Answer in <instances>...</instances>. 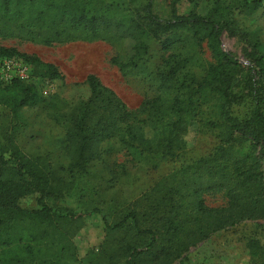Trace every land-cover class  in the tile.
I'll return each instance as SVG.
<instances>
[{
	"label": "trees",
	"instance_id": "trees-1",
	"mask_svg": "<svg viewBox=\"0 0 264 264\" xmlns=\"http://www.w3.org/2000/svg\"><path fill=\"white\" fill-rule=\"evenodd\" d=\"M197 1L173 0L171 19L154 23L157 31L188 29L198 42L206 43L211 61L191 63L192 59L172 53L163 60L165 68H147L139 62L148 47L140 35L131 34L137 41L134 55L128 61L117 56L111 60L124 77L142 74L150 85L156 83V95L139 108L130 109L116 91L90 73L86 78L90 96L80 100L65 120V142L72 159L62 170L72 180L91 175L97 162L106 164L108 156L116 152H125L137 162L152 160L157 167L160 159L180 156L191 125L203 119L210 104L219 103L225 118L221 145L212 154L163 176L114 220L103 208H94L104 221L103 264H167L214 232L264 217V43H256L254 66L245 73L241 61L223 46V32L236 33L233 7L223 0H212L203 15L196 11ZM184 2L191 8L180 11ZM241 6L254 11L264 7V0H241ZM146 8L155 18L150 2ZM112 26L110 18L90 14L82 0H0V36L17 33L20 38L51 45L77 39L83 32L94 39ZM180 41L166 37L162 47L168 51ZM6 56L22 57L41 78L63 81L52 63L0 46V57ZM241 77L243 92L236 86ZM41 97L34 81L0 79V103L10 108L35 106ZM244 100L250 102V110L243 116L235 115L233 107ZM243 141L249 142L248 151L243 159L235 158V152L244 151L237 147ZM4 152L0 167L13 161L17 176L3 178L0 170L2 262L33 264L27 261V255L34 254L33 245L25 246L24 256L15 255L25 235L35 243L47 242L48 249L53 248L59 258L74 257L76 247L70 234L77 215L49 203L63 199L73 182H67L41 156L26 158L14 150L5 159ZM214 191L225 193V206L207 205L204 196ZM29 193H37L41 208L26 209L19 204V199ZM115 234L119 235L116 239ZM247 248V264H264V244L259 238L248 239Z\"/></svg>",
	"mask_w": 264,
	"mask_h": 264
},
{
	"label": "rangeland",
	"instance_id": "rangeland-1",
	"mask_svg": "<svg viewBox=\"0 0 264 264\" xmlns=\"http://www.w3.org/2000/svg\"><path fill=\"white\" fill-rule=\"evenodd\" d=\"M90 14L110 18L113 26L104 29L94 39L86 37L85 32L79 38L67 42H54L51 45L20 38L16 35L0 36V46L14 48L19 52L36 56L44 62L54 64L63 75V81L41 78L33 72V81L41 91V101L35 106L10 108L0 103V160L1 151L4 158H10V152L18 150L26 158L43 157L52 167L64 175L67 182L72 181L70 191L63 199L51 201L50 205L66 212L76 213L73 230L70 234L76 251L74 257H57L48 249L45 241L33 242L27 235L18 243L15 255L24 256V248L31 244L34 254H26L27 261L33 264H103L102 248L105 238L104 221L95 207L103 208L109 218L114 220L122 211L149 191L163 176L179 169L183 164L191 163L200 157H207L221 145V133L225 118L219 103L210 104L203 119L192 124L187 135V145L180 156L160 159L157 167L153 161H133L125 152H116L108 156L107 163L97 162L89 176H71L64 173L72 159L66 147L67 116L80 101L86 100L91 90L86 81L90 73L96 74L101 81L126 102L130 109H137L142 102L156 95V83L150 85L142 74L124 77L112 57L128 61L136 52L137 41L134 35H140L147 45L140 64L147 68H165L163 60L169 54H180L181 58L196 60L207 64L211 56L205 42H198L188 29H171L161 31L154 23L165 22L172 17L173 0H82ZM212 0H198L196 11L208 12ZM233 7L236 18V33L224 31L223 46L242 63L245 73L253 67V54L257 52L256 43H264V7L248 11L241 6V0H223ZM250 1V0H249ZM151 3L153 16L148 13L146 5ZM191 5L184 2L180 11L189 10ZM166 37L179 38L168 51L162 47ZM194 66V64H193ZM199 71L200 69H196ZM38 71H40L38 69ZM240 92L244 91V77L236 83ZM47 90V93L44 92ZM234 114L243 116L250 110V102L244 100L233 107ZM211 120V124L208 120ZM66 120V121H65ZM249 142L237 143L243 152H235V158L243 159ZM264 170V158L261 159ZM109 165L112 169H109ZM3 178H14L17 169L13 161L0 167ZM64 182V181H63ZM67 191V189H66ZM65 193V190H64ZM63 193V194H64ZM207 205L222 207L227 204L223 191L205 194ZM19 204L26 209L41 208L37 193H29L19 199ZM80 224V227H76ZM118 234L113 238H118ZM257 237L264 244V217L247 219L224 230L212 233L208 238L197 242L173 258L167 264H247L250 254L248 239ZM0 264H4L1 260Z\"/></svg>",
	"mask_w": 264,
	"mask_h": 264
},
{
	"label": "built area",
	"instance_id": "built-area-1",
	"mask_svg": "<svg viewBox=\"0 0 264 264\" xmlns=\"http://www.w3.org/2000/svg\"><path fill=\"white\" fill-rule=\"evenodd\" d=\"M33 81L32 65L22 57H0V79L10 82L13 79ZM47 93V90L44 91Z\"/></svg>",
	"mask_w": 264,
	"mask_h": 264
}]
</instances>
